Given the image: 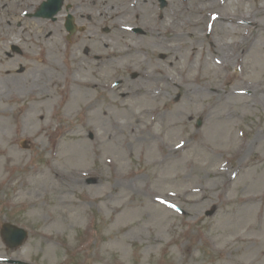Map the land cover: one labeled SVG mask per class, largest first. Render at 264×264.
Instances as JSON below:
<instances>
[{
  "label": "rangeland",
  "instance_id": "1",
  "mask_svg": "<svg viewBox=\"0 0 264 264\" xmlns=\"http://www.w3.org/2000/svg\"><path fill=\"white\" fill-rule=\"evenodd\" d=\"M64 1L70 12L76 4L94 10L79 44L78 36L66 39L65 13L55 22L29 19L22 11L35 0H0V224L27 231L18 248L0 237V264H264V31L253 29L264 25V0L199 3L203 20L189 1L163 0L162 8L160 0H138L128 19L113 14L126 0ZM213 11L245 19L206 37L199 28ZM171 21L181 36L175 51L160 31ZM122 26L143 35L123 40ZM126 40L140 49L124 67L115 53ZM77 45L98 51L97 60L81 52L92 68L79 52L69 55ZM105 53L120 81L113 88L95 73ZM134 57L140 71L159 69L150 77H173L180 91L146 80L131 95ZM213 85L246 94L215 99ZM63 88L76 96L66 109Z\"/></svg>",
  "mask_w": 264,
  "mask_h": 264
},
{
  "label": "bare ground",
  "instance_id": "2",
  "mask_svg": "<svg viewBox=\"0 0 264 264\" xmlns=\"http://www.w3.org/2000/svg\"><path fill=\"white\" fill-rule=\"evenodd\" d=\"M176 2H179L178 0H175ZM186 1H189V2H191L192 3V5H189V9L188 10H191V6H192V10H191V12L190 13H193L194 15L195 14H198V13H200L201 14V18H202V20L204 19V17H205V13H203V10L205 9V8H201L200 6H199V3H202V4H205V6L209 3V2H211L212 0H180V2H186ZM138 2V0H126V1H124V5H123V10L120 12V13H118L116 10H114V12H113V14H114V16H118L119 18H121L122 16L125 18V19H128L129 17H131L132 16V14H134L135 13V10L134 9H131L130 7H134L135 6V3H137ZM142 2H146V0H142ZM142 2H138L137 4H142ZM143 5V4H142ZM172 9H174V7L172 8ZM178 11H180V12H182V9H181V4H179V9H178ZM120 15V16H119ZM207 17H208V20H207V22L205 23L206 25H205V27H203V24H201V27L199 28V32H200V34H203L204 36H206V37H210V35L208 34V33H210L211 31H212V28L214 27V26H216V25H219V24H221L222 26H231V27H235V26H239V25H242V23H243V19H245V16H244V14H242V15H235V14H226V13H222V12H220V11H213V12H209V14L207 15ZM243 18V19H242ZM198 22L199 21H195L194 23L198 26L199 24H198ZM173 23H174V21H171L168 25L169 26H167V28H165V29H162V30H160L162 33H166L167 32V34H168V36H169V38H168V40L169 41H172V43L174 44V46H168V49H171V48H173V51H175L176 50V48L178 47V44H179V42L181 41L180 40V35L178 34V33H176V32H174L173 30H171L170 29V27H174V25H173ZM112 27L114 28V31L115 32H117L118 31V24H117V22L116 21H114L113 22V25H112ZM247 27H248V25H247ZM252 27V26H251ZM124 28V27H123ZM123 28H121V30L123 31L124 30V34L125 35H122V36H124V39L123 40H125L126 39V37L128 36V31H127V27H125L124 29ZM253 29H256L257 31H264V25L263 24H261V23H257V24H255L254 25V27H253ZM127 32V33H126ZM153 32L155 33V34H157L156 36H160V34H159V32H158V29H155V30H153ZM189 34H187V36H188ZM245 39H250V37H245ZM14 44H16L15 42H13ZM183 44L185 45L186 43L183 41ZM208 46H209V49H210V52H213V53H219L221 56H222V54H223V52H224V49L222 48V49H220V48H218L217 47V45H215V43H213L212 41H210L209 43H208ZM253 45H250V46H248V47H246V51L248 50V48L249 47H252ZM138 49H140V46L139 45H137L136 43H132V42H130V41H128V40H126L124 43H123V45H122V49L120 50V51H117L116 53H115V56L117 57V60H120L121 58H123V56H124V58L125 59H127L130 55H132V54H134V53H136V52H139V50ZM123 50V51H122ZM210 52H208V55L209 56H211V53ZM243 52H244V49L243 48H240L239 49V57L238 58H242L243 57ZM68 53H69V55L70 54H72L73 56L75 55V54H77V52H76V50L75 49H72V50H70V51H68ZM68 55V56H69ZM176 60V58H174V61ZM215 61H218V60H216L215 59ZM171 64H173V62L171 63ZM127 65V64H126ZM125 65V66H126ZM129 67L131 68V70L132 71H135L136 72V81H133V83L132 84H130L131 85V87H132V89H131V91L129 92L131 95H134L135 93H136V91H137V89L139 90V89H141V88H143V86L142 85H140V84H138V83H143V82H146V80H148V81H151V80H153V81H155V82H157V81H160L161 82V84L160 85H168V84H171V86L173 87V86H175V88L178 90L179 89V91H180V88L182 87L181 86V84L179 83V81L178 80H176L175 78H173V77H166V76H164V77H162L161 75H157L156 77H157V80H155L156 78L154 77V76H152V77H150V74H153V75H155V73H157V72H160V70L159 69H152V71L151 72H148V71H145V73L144 72H142V71H144V70H142L141 69V71H140V69L137 67V66H135V64L134 65H129ZM75 73V72H74ZM201 80L202 81H204V79H202V77H201ZM72 81H75L78 85H82V87H91V85L92 84H90L85 78H80V79H72ZM201 88H202V90H204V87H202L201 86ZM201 88H199L200 90H201ZM254 90H259V88L256 86V87H252ZM64 89V88H63ZM65 90V91H64ZM63 91H62V94H59V96H61L60 97V103L62 104V107H64V109H66V107H68V108H70V106H72V105H74V103L72 102L73 101V99H75V94H74V92H73V89H69L68 91H67V88H65ZM205 91V90H204ZM237 90H235V91H228V90H226V91H224V92H220V89L218 88V87H216V86H212V90H210L209 92V94L211 95V96H215L216 98L215 99H222V98H224V96L225 95H233V94H235V92H236ZM162 92H163V90H162ZM238 92H240V90H238L236 93H238ZM165 93V92H164ZM191 93H193V90L191 89V88H186L185 90H184V92H183V94H185V95H190ZM123 94V93H122ZM126 94L127 93H125V94H123V96H126ZM252 96H255L254 95V92L252 93H250ZM177 96H180V95H177ZM156 98V96H152L151 97V99H155ZM82 100H84V96L83 95H81V96H79V97H77L76 98V103H78V102H81ZM253 102H255L254 100H252ZM64 105V106H63ZM66 106V107H65ZM88 106L87 105H85V107H84V111L85 112H88ZM123 110V109H122ZM207 110V108H205V109H202V113L203 112H205ZM151 113V112H150ZM53 132H54V134H53V136H55V135H57L56 134V130L55 129H53ZM257 139V137H255V140ZM253 144V142L251 141V142H249V144H248V147H250L251 145ZM0 151H3V149L1 148L0 149ZM13 159V158H12ZM58 172L56 173V174H58L59 176H61V174H59V171L60 170H57ZM5 181H7V179H5ZM0 182H1V184H3L4 183V181H2V180H0ZM14 202H8L10 205L11 204H13V205H16V204H18V202L17 201H15V200H13Z\"/></svg>",
  "mask_w": 264,
  "mask_h": 264
},
{
  "label": "water",
  "instance_id": "3",
  "mask_svg": "<svg viewBox=\"0 0 264 264\" xmlns=\"http://www.w3.org/2000/svg\"><path fill=\"white\" fill-rule=\"evenodd\" d=\"M24 237V232L21 230V231H17V237L14 238V241L17 242V243H20L21 242V239Z\"/></svg>",
  "mask_w": 264,
  "mask_h": 264
}]
</instances>
